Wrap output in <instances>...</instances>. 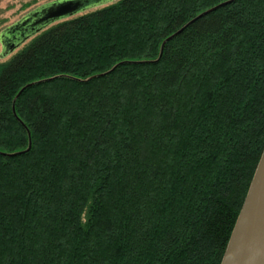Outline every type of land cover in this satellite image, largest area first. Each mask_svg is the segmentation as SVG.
<instances>
[{
    "label": "trees",
    "instance_id": "obj_1",
    "mask_svg": "<svg viewBox=\"0 0 264 264\" xmlns=\"http://www.w3.org/2000/svg\"><path fill=\"white\" fill-rule=\"evenodd\" d=\"M263 147L264 0L51 24L0 60V264H220Z\"/></svg>",
    "mask_w": 264,
    "mask_h": 264
},
{
    "label": "water",
    "instance_id": "obj_2",
    "mask_svg": "<svg viewBox=\"0 0 264 264\" xmlns=\"http://www.w3.org/2000/svg\"><path fill=\"white\" fill-rule=\"evenodd\" d=\"M113 1L51 0L35 7L1 30L0 58L14 53L49 25ZM253 174L220 264H264V147Z\"/></svg>",
    "mask_w": 264,
    "mask_h": 264
},
{
    "label": "rangeland",
    "instance_id": "obj_3",
    "mask_svg": "<svg viewBox=\"0 0 264 264\" xmlns=\"http://www.w3.org/2000/svg\"><path fill=\"white\" fill-rule=\"evenodd\" d=\"M47 1L51 0H0V32L5 26L13 24L15 21L22 18L25 13L35 9V7L42 5ZM26 43L23 44V46H25ZM23 46H20L19 49ZM17 51L18 49H16L15 52L10 54L9 56L4 57V59L10 58ZM4 59L0 58V60Z\"/></svg>",
    "mask_w": 264,
    "mask_h": 264
}]
</instances>
